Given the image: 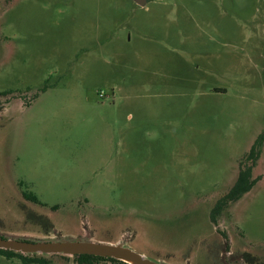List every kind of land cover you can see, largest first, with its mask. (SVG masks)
<instances>
[{"label":"rangeland","instance_id":"374dc122","mask_svg":"<svg viewBox=\"0 0 264 264\" xmlns=\"http://www.w3.org/2000/svg\"><path fill=\"white\" fill-rule=\"evenodd\" d=\"M146 1L0 0V238L264 264V0Z\"/></svg>","mask_w":264,"mask_h":264},{"label":"water","instance_id":"95a60500","mask_svg":"<svg viewBox=\"0 0 264 264\" xmlns=\"http://www.w3.org/2000/svg\"><path fill=\"white\" fill-rule=\"evenodd\" d=\"M146 0H135V3L143 7ZM122 244H101L81 240L62 242H42L40 240L17 241L0 238V250L27 255L48 256H93L111 258L126 264H159L148 260L143 255L125 247Z\"/></svg>","mask_w":264,"mask_h":264},{"label":"trees","instance_id":"16d2710c","mask_svg":"<svg viewBox=\"0 0 264 264\" xmlns=\"http://www.w3.org/2000/svg\"><path fill=\"white\" fill-rule=\"evenodd\" d=\"M11 93H2L0 94L1 98L8 97L10 96ZM9 101L5 102L3 105H8ZM3 105L0 103V113L3 111ZM264 139V132H262L261 136L257 138L256 142L250 149L249 153L245 156L244 160L246 161H251V165L246 167L245 169H240L238 173L237 180L233 187L230 189V191L221 197L215 204L214 208L211 211L210 214V219L211 222L216 224V218L219 216L221 210L223 207L228 203V202H236L238 201L244 194L248 193L258 182L259 178L256 180L251 179V172L252 168L255 165L256 160L260 156L261 152V145L263 143ZM25 199L31 202H37L35 197L32 195L24 194ZM0 255L5 256L6 258H17L19 259L22 264H46L45 260H42L41 258H36L38 257L37 255H33L35 258H28L26 256H23L19 253L11 252V251H4L0 250ZM245 257V256H244ZM247 259H245L244 263L245 264H254L256 259L250 257L249 255L246 256ZM74 261H76L78 264H95L98 262H112V263H119V264H126L121 261H117L111 258H100V257H93V256H87V255H82V256H74L72 257Z\"/></svg>","mask_w":264,"mask_h":264}]
</instances>
